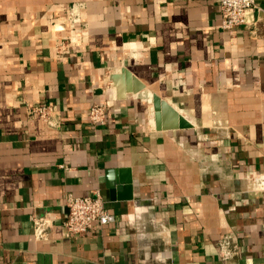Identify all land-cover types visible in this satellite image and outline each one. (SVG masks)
<instances>
[{"label":"crops","instance_id":"1","mask_svg":"<svg viewBox=\"0 0 264 264\" xmlns=\"http://www.w3.org/2000/svg\"><path fill=\"white\" fill-rule=\"evenodd\" d=\"M249 20L223 30L218 0H0V264H264V0ZM154 96L193 127L158 130ZM96 190L116 222L65 236L67 197Z\"/></svg>","mask_w":264,"mask_h":264},{"label":"built area","instance_id":"2","mask_svg":"<svg viewBox=\"0 0 264 264\" xmlns=\"http://www.w3.org/2000/svg\"><path fill=\"white\" fill-rule=\"evenodd\" d=\"M222 14L221 28L223 30H233L237 27L249 23V13L257 7V0H218ZM83 3L73 4L69 10L68 20L76 22L81 18ZM70 38H63L55 44V53L58 58H62L73 44ZM30 114L45 121L52 128H60L59 111L50 104L30 107ZM108 104H94L89 112L90 123L94 127L102 126L107 121ZM254 189L264 192V174L256 175L252 178ZM68 213L63 221L62 229L65 236L84 235L94 229L97 225H107L116 222L117 218L110 213L105 206V200L100 190L94 191L86 196L69 195L66 199ZM51 221L46 217L34 218L36 235L44 228L50 226ZM232 242L229 238L224 239L220 246V257L229 260L237 255L238 251L231 249Z\"/></svg>","mask_w":264,"mask_h":264},{"label":"water","instance_id":"3","mask_svg":"<svg viewBox=\"0 0 264 264\" xmlns=\"http://www.w3.org/2000/svg\"><path fill=\"white\" fill-rule=\"evenodd\" d=\"M154 118L158 130H177L192 128L193 124L182 114H180L172 105L160 98L154 96ZM126 182H130L127 179Z\"/></svg>","mask_w":264,"mask_h":264}]
</instances>
